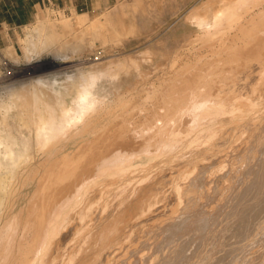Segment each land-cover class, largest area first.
<instances>
[{"label":"bare ground","instance_id":"bare-ground-1","mask_svg":"<svg viewBox=\"0 0 264 264\" xmlns=\"http://www.w3.org/2000/svg\"><path fill=\"white\" fill-rule=\"evenodd\" d=\"M117 10L102 14L104 21L38 16L30 38L22 39L34 47H24L27 55L38 57L59 43L55 70L89 63L88 70L79 67L60 82L3 80L0 264H208L214 255L231 254L224 243L237 236H244L238 245L250 257L232 253L228 264H264V245L245 236L251 228L264 235L263 189L244 216L236 210L241 215L231 226L225 215L211 229L197 209L209 204L212 187L224 204L254 172L264 174V123L255 116L264 108V0H228L209 14L189 12L208 38V51L182 59L137 99L99 94L92 69L100 57L69 65L66 53L85 34L105 42L108 34H126L115 25ZM122 63L101 74L115 77ZM247 115L252 122L241 125L238 118Z\"/></svg>","mask_w":264,"mask_h":264},{"label":"rangeland","instance_id":"rangeland-1","mask_svg":"<svg viewBox=\"0 0 264 264\" xmlns=\"http://www.w3.org/2000/svg\"><path fill=\"white\" fill-rule=\"evenodd\" d=\"M129 1L130 0H127L126 3V0H0V88L4 86V78L11 75L17 76L18 81L22 78L23 82H26L25 84H31L35 82L38 76L39 78L40 76H45V78L47 77L46 79L48 80L60 82L65 79L66 74L75 75L78 72L77 70L79 67L83 68V71L84 69L85 71L88 70V66L90 65L89 63L74 66L75 68L69 67L66 70H55L53 67L55 59L62 57L60 53L57 52L59 43L45 46L42 48L38 57L35 56V52L33 51L29 55L30 58H28L29 56L27 55L24 47H34L32 46L31 42H27V44H25L22 39H26L27 37L30 38L31 33L29 30L32 29L37 23L38 16L41 15L40 17L42 18L49 17L51 19L59 20L61 16L73 18L74 16H77L76 14H86L91 20L101 18L102 21H104V15L102 14H108L112 8L118 7V10L116 11L117 15L112 16H118V19L121 22L118 20L115 25L119 29H125L126 34H121L117 39L110 38L108 34V40L106 42L94 37L92 34H85L82 37V40L79 43L80 46L78 48H75L74 43L68 44L66 46V53L68 55H72L69 65L71 63L79 62L80 59H93L100 57L99 60H96L97 62H94L96 63L94 66L97 67H93L92 69L93 71L98 72V79L96 81L95 89L99 94H106L109 99L112 100L117 99L118 96L120 97L119 94H123L124 96L121 97H125L126 99L131 98L133 95L134 97H132V99L140 98L141 95H144L145 97L147 92L150 93L152 89H155V84L157 87L159 82L163 81L167 75H169V73L172 74L173 70L178 68V66L181 65L188 57L194 58L200 52L205 53L208 51V38L205 33L201 31L197 25H195L196 23L191 21L193 19L189 18V12L193 13L197 11L199 13L209 14V12L212 10L218 8L219 6H223L224 3L228 2V0H223L221 2L218 0H131V2L128 3ZM135 8L137 9V12ZM138 12L140 14H137ZM174 57H176L174 66H171V60ZM178 59L180 60L178 61ZM121 62H123L122 64L125 63V65H123L124 68L119 70L115 77L111 78L101 74L110 68H114L117 63L120 64ZM134 68H136V70ZM122 70H124L126 73ZM119 84H122V89ZM115 94H117V96ZM136 94L138 97H136ZM144 102L145 104H149L151 103V100L148 99ZM258 115H260V118L256 121V123H258V125H262L264 123V108L255 113V116ZM238 120L241 125H247L252 122V118H250L248 115L238 118ZM253 176L254 178L252 177L251 182H254H250V184L244 188L245 190L242 188V190H239V188L232 190V195L229 196L228 201H226L227 203H224L225 205L222 203V201H219L218 196L216 197L215 194H217V192H215L214 187H212V191L207 193L206 196L208 198L207 201L209 202V207L208 205H205V208H197L201 210V213L203 214L204 219L202 218L201 220H206V225L210 227L212 222L215 223L217 222L218 218L226 215L227 225H234L237 220L236 217H239L241 214L244 216L249 210V208L246 210V207L251 206L250 208H252L255 205V201L259 200V196L257 195L262 192V189L264 190V184H261L262 179V183H264V174H260L259 176L258 172H254ZM251 185H254V188L251 187ZM247 187H249L248 191ZM250 190L254 191L253 195L250 194ZM239 191H241L240 195L242 199L238 195ZM233 192L235 197L233 196ZM249 195H251L250 198ZM243 197L246 198L244 199ZM252 197H254V199ZM248 199L249 201L245 203L244 200L246 201ZM221 203L223 204V207H221L222 205H219ZM243 203L245 207L243 206ZM241 207L243 208L241 209ZM214 209L216 210L214 211ZM231 209L233 210L232 212L229 211ZM239 209L243 211H240ZM226 210L229 211V214L226 212ZM236 210L239 211V213H242L239 214ZM263 215L264 212L262 211V216ZM232 217H234L236 220ZM164 219L165 217H163V220ZM177 228L181 230L180 227ZM210 228L212 229V227ZM251 229L246 231L245 236H247L248 239L253 238L255 245H264V235H257L253 233V229ZM249 230L251 231L249 232ZM182 231L183 229L178 233ZM252 235L255 236L252 237ZM243 238L244 236H242V239ZM234 239L232 241L233 243L237 241V245H231L230 243H232V241L230 239L224 244L228 247L227 249H230V246L234 249H231L233 252L231 250L229 252H232L235 256L239 255L241 257L242 251L240 250L241 247L239 245L242 244L239 243H242V239L238 236ZM240 239L241 241L239 242L238 240ZM225 246H222V251L226 249ZM237 248L239 249L237 250ZM221 252L220 254H222ZM232 253H229L227 257H220L217 255L212 257L211 255L212 258H210V262L208 264H216V262L217 264L231 263V260L234 257ZM243 254L244 255H242V257L245 256V261H247V258L250 257V253H246L248 256H246L245 253ZM214 257L216 259H214ZM217 258H219V260ZM229 258H231V260ZM221 259H223V261ZM176 262L177 261H175L174 264H176Z\"/></svg>","mask_w":264,"mask_h":264}]
</instances>
